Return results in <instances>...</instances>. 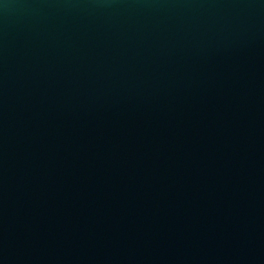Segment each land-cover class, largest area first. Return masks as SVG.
<instances>
[{
    "label": "water",
    "instance_id": "1",
    "mask_svg": "<svg viewBox=\"0 0 264 264\" xmlns=\"http://www.w3.org/2000/svg\"><path fill=\"white\" fill-rule=\"evenodd\" d=\"M0 264H264V0H0Z\"/></svg>",
    "mask_w": 264,
    "mask_h": 264
}]
</instances>
